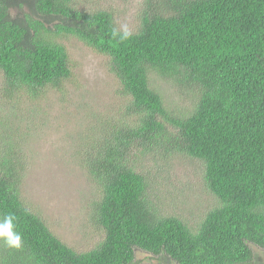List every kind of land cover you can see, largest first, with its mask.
I'll return each instance as SVG.
<instances>
[{"label": "trees", "instance_id": "1", "mask_svg": "<svg viewBox=\"0 0 264 264\" xmlns=\"http://www.w3.org/2000/svg\"><path fill=\"white\" fill-rule=\"evenodd\" d=\"M113 28L111 10L79 9L75 0H0L4 91H61L72 72L57 38L74 36L109 57L130 116H140L137 127L126 112L99 122L106 140L86 166L101 188L90 221L102 237L86 251L64 243L24 202L23 164L12 149L0 151V218L14 214L23 241L20 249L0 242V264H155L135 259L136 250L173 264H260L253 247L264 249V0H145L129 39H114ZM150 73L193 92V107L170 112ZM139 135L155 147L167 139L166 154L203 163L220 205L197 229L156 210L129 153Z\"/></svg>", "mask_w": 264, "mask_h": 264}, {"label": "rangeland", "instance_id": "2", "mask_svg": "<svg viewBox=\"0 0 264 264\" xmlns=\"http://www.w3.org/2000/svg\"><path fill=\"white\" fill-rule=\"evenodd\" d=\"M144 1L75 0V5L88 11L111 10L117 27L126 26L131 31L138 25ZM57 39L67 48L72 72L61 91L48 88L35 98L26 90L20 91L21 96L10 95L4 91L0 72V151L10 153L8 149H12L11 155L23 164L24 202L64 243L86 251L102 237L90 221L91 203L101 197V188L86 166V158L97 153L106 140L101 135L105 128L101 129L99 122L126 112L130 125L137 127L140 116H130L131 98L122 93L110 71L109 57L74 36ZM149 81L161 92L170 112L182 115L193 107V92L173 79L150 73ZM147 137L135 138L129 151L137 170L148 177L147 195L161 216H177L197 229L204 215L220 205L204 183L203 163L178 151L166 154L161 148L171 150V142L166 139L163 146L155 147ZM253 249L264 264V249ZM135 259L173 264L166 257L141 250H136Z\"/></svg>", "mask_w": 264, "mask_h": 264}, {"label": "clouds", "instance_id": "3", "mask_svg": "<svg viewBox=\"0 0 264 264\" xmlns=\"http://www.w3.org/2000/svg\"><path fill=\"white\" fill-rule=\"evenodd\" d=\"M111 35L114 39L123 42L129 39L131 33L126 26L122 29L113 28ZM0 242L11 249H20L23 246L22 236L16 231V217L14 214H6L0 218ZM255 246L254 244H251Z\"/></svg>", "mask_w": 264, "mask_h": 264}]
</instances>
